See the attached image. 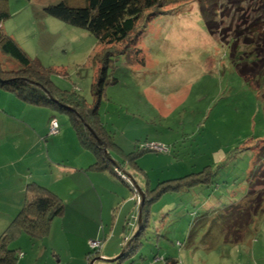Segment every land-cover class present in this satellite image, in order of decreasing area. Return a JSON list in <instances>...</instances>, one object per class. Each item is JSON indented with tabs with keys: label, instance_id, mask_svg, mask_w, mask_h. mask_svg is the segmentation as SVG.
I'll return each mask as SVG.
<instances>
[{
	"label": "rangeland",
	"instance_id": "obj_1",
	"mask_svg": "<svg viewBox=\"0 0 264 264\" xmlns=\"http://www.w3.org/2000/svg\"><path fill=\"white\" fill-rule=\"evenodd\" d=\"M59 1L5 0L8 17L0 26L31 61L37 62L41 70L39 79L48 81L52 93L58 96L64 92L73 100L83 99L85 105L91 107L97 103L91 86L100 65L94 60L102 45L87 29L63 22L44 10L46 5ZM199 1L178 0L165 6L166 12L139 27L141 32L136 44L118 45L117 50L127 53V60L131 59L129 64L125 53L111 56L113 65L107 75L115 82L104 86L98 102V123L109 132V139L116 146L106 149L109 157L104 155L109 159L104 163L112 168L111 160L125 161L120 164L121 170L131 176L134 186L113 175L119 184L113 186H120L119 195L124 189L131 200L125 204L120 198V203L113 205H110L111 188L108 185L103 188L104 219L99 227L103 226L108 236L102 239L100 251L89 259L94 260L93 264H162L153 262L156 254L169 259V264H264V215L255 223L252 240L246 235V240L239 244L216 242L212 248L187 240L189 227L198 225L205 213L204 205L218 210L244 197L246 178L260 146L255 144L264 140V84L259 80L258 86L254 79L249 82L236 72L227 46L207 31ZM236 20L234 18L232 23ZM136 47L141 50L140 54ZM17 65L15 59L0 52V75L16 70ZM12 93L0 88V113L16 115L26 123V144L18 143L23 138H17L18 135L17 139L9 138V134H13L10 130L15 123L13 119L0 120V148L11 146L10 150L15 151L10 153L11 167L0 166V178L10 173L8 178L28 179L30 168L34 172L57 157L67 165L76 164L80 156L75 157L73 149H69V131L62 133L65 127L74 129L69 115L50 105L26 103ZM53 117L60 126L58 134H43L39 143L29 136L30 124L38 129ZM150 143L162 144L166 150L139 152ZM34 145L41 152L39 155L34 152L36 148L32 149ZM23 146L27 148L25 159L21 152ZM130 151L133 152L126 157ZM88 154L94 158L91 148ZM204 165H209L205 173L211 177L208 184L177 190L174 186L178 181L171 182L172 189L163 182L186 175H189L186 179H201L204 174L193 173L203 170ZM34 174L49 180L40 173ZM47 175L51 174L47 172ZM156 186V190L147 194L150 187ZM143 200V215L148 212L145 231L133 238L135 230L123 244L115 246L122 238L121 234L112 236L115 216L121 214L115 223L118 232L123 213L132 205L126 227V232L131 233L133 226L138 227L137 216L139 212L141 215ZM22 236L20 238H26L21 248L23 252L32 251L31 256L40 252L44 238L35 240L36 247L32 248L28 235ZM13 242L10 246L17 247ZM111 248L114 256L124 250L122 256L109 260L114 257L106 256ZM99 256L105 259L97 258ZM39 257L41 260L40 253Z\"/></svg>",
	"mask_w": 264,
	"mask_h": 264
},
{
	"label": "trees",
	"instance_id": "obj_2",
	"mask_svg": "<svg viewBox=\"0 0 264 264\" xmlns=\"http://www.w3.org/2000/svg\"><path fill=\"white\" fill-rule=\"evenodd\" d=\"M177 1L60 0L44 7L49 15L68 24L87 29L102 45L94 60L95 64L99 62L100 65L97 66L91 86L97 103L91 107H87L83 99L74 98L73 100L64 92L59 93L58 96H56V92L52 93L53 91L47 85L48 81L39 79L41 70H38L37 62L31 61L17 42L2 30L1 26L0 52L15 59L19 66L17 65L16 70L10 71L6 75H0V88L13 92L15 96L26 103L50 105L65 111L70 117L81 145L91 148L95 154L92 166L105 168L107 163L104 162L109 158L107 159L104 155L102 147L110 149L116 145L109 139L111 137L109 132L103 130V127H100L98 123V102L104 92V86L115 82L113 77L108 78L107 75L108 69L113 65L111 56L124 54L125 52L117 50L118 45L127 42L136 44L137 37L141 32L139 27L156 15L166 12L164 7L172 3L175 4ZM199 7L207 31L211 35H216L220 42L227 46L236 72L249 82L250 79H254L258 86L259 80L264 84V0H210L208 2L200 0ZM7 17L6 2L0 0V23ZM234 18L237 20L233 24ZM227 20L228 23L225 24ZM136 50L137 54H140L138 51L141 50L138 47ZM126 54H124V58L129 64L131 59L127 60ZM138 61L143 62V59ZM52 119L56 118L50 119L49 126ZM57 125L58 133L60 128L58 121ZM257 144L260 146L255 151V159L246 178L244 197L240 201L232 202L218 210H212L213 207H208V204L204 205L205 213L199 218V224L189 227L188 242L195 243L196 241L205 248H212L216 246V242L239 244L246 240V235L247 238L253 239L252 231L256 230L255 223L264 215V140H259L255 145ZM143 150L148 151L149 149H142L139 152L141 153ZM109 151L112 152V150ZM132 152L124 154L128 157ZM119 164H125V161L120 160ZM208 166L204 165L203 170L193 173V175L199 176L204 174L205 176L201 179L191 177L189 180L186 179L189 175H186L180 178L166 179L163 182L167 183V188L172 189L171 182L178 181L174 186V188L177 187V190L208 184L211 180V177L205 174ZM113 170L115 173L114 168ZM121 179L131 187L134 186L133 181L130 180V183L125 178ZM186 182L189 184L185 185ZM156 188L157 186L150 187L147 194ZM26 190L27 198L24 204L0 232V264H15L18 256L23 255V252L18 248L10 246L11 242L22 232L31 239H42L48 234L53 217L59 216L63 212L64 205L61 199L50 189L30 177L27 179ZM144 205L145 200L141 206V222L133 238L145 231L148 212L143 215ZM96 251V249L89 248L88 244L86 257L90 259ZM158 261H161L162 264H169L167 258L156 254L153 257V262Z\"/></svg>",
	"mask_w": 264,
	"mask_h": 264
},
{
	"label": "crops",
	"instance_id": "obj_3",
	"mask_svg": "<svg viewBox=\"0 0 264 264\" xmlns=\"http://www.w3.org/2000/svg\"><path fill=\"white\" fill-rule=\"evenodd\" d=\"M9 119H13L15 121V123L12 125V129H10L13 132V134H9V138L11 137V139H13L18 135L17 138L23 137L21 140H19L18 143H21L22 141V143L26 144L24 140V138L27 136V132L25 129L26 123L23 120L20 121L16 117V115L8 114L6 112L0 113L1 121L2 120L5 121ZM49 121L38 129L32 127V125L30 124L31 133L29 136L35 137L38 143L41 142L40 137L43 134L44 135L46 133L47 135L49 134V129H48ZM32 124L35 125L36 123L34 122ZM67 131H69V142L71 144V147H69V149L70 150L73 149L72 152L75 157L80 156L79 161H77L76 164L67 165L64 163L63 159L57 157L56 159H50V161H48L46 165L43 166L40 165L42 168H37L34 171L35 173L38 174L40 173L45 177H49V180L45 178H38L39 175H35L34 172L31 170L32 168H30L31 175L29 176L28 174V178L30 177L31 179L35 180L42 186L50 189L61 199L64 205L63 212L61 215L55 216L51 220L49 232L44 237V239L42 238L43 240H45V242L41 243V245L39 246L40 252H35L34 256H31L32 251H30L29 254H26L21 249L24 246V242L26 241V238H20V237H23L22 235L26 233L22 232L14 240L15 242L12 241L14 246H17L15 248H18V250L23 252L22 256H18V259L21 258V260H19L18 262L17 259L15 264H85V260L86 261L88 260L86 257V252L88 250V241L91 239L105 240L106 237L108 236V234L105 233L103 226L102 228L99 227V224L101 222L103 223V219H104L103 200L105 197V190L103 188H107V185L109 188H111L109 189V194L111 198L110 205L119 204L120 198L122 199L123 202H125V204L131 201L129 200L127 192L124 191V189L121 190V196H120L118 193L120 189L118 187L120 186H115V187L113 186L114 183L116 185H119L117 180L113 178L115 177L113 176L115 175L113 168L121 170V166L119 162H116L117 160L116 161L111 160L113 163L112 168H109L110 166L109 164H107V167L105 168L104 167L97 168L92 166L94 162L91 164L89 163L91 162V160L95 159L94 152H93L94 155L93 158L92 156H90V154H88V151H90V149L83 147L81 145L75 129L69 126V130H68L65 127L63 128L62 133H65ZM4 136L6 135L4 134ZM6 142H8L9 145H11L10 144L11 142L9 140H7ZM10 147L7 149H3L4 151L1 150L0 148V166L4 165L5 167H11L10 162L13 161V159L12 158L10 159V153H15V151L10 150ZM25 147L26 146H23L21 148V149L24 148L23 150L19 148L23 154L24 159L26 158V153H27L26 150L27 148ZM34 148H36L35 145L33 146L32 149ZM121 150L122 152H125V150L123 149ZM121 150H117V151L120 152ZM35 151H37L36 153L37 155H39L38 154L39 149L36 148L34 149V152ZM46 153L49 154V151L47 150ZM3 157H5V159L4 162L2 163ZM23 171L24 174L26 175V167L23 168ZM46 171L51 175L48 176ZM122 172H124L126 177L130 178L133 181V179L128 173H126L125 171ZM9 174L10 173L6 174V177L4 178H0V232L9 223L12 216L15 215V213L19 210V208L22 207V205L24 204L27 198L26 196L27 179L21 177L8 178ZM122 182L124 181L122 180ZM108 183L110 184L112 183V184L109 185ZM131 208L132 205L129 208V210H127V212L123 213L122 221H121L122 225L118 232H116L115 223H118L121 214H117L114 218L115 221L111 227L112 236L116 234L118 235L121 234L122 236L121 240L120 241L118 240L116 242L117 245L115 246L117 247L120 244H123L124 240L128 238L133 233V231L137 229V226H135L136 228L133 226L131 233L126 232L128 217ZM122 210L123 209H121L120 211ZM19 239L22 240H20L19 242ZM29 239H30V243L33 244L32 246L31 245L30 246L32 248H35L36 247L35 240L38 239H31L30 237ZM39 253L42 258L41 260L39 257ZM114 254L115 251L114 249H112V251L108 252L106 256L113 257ZM159 262L161 261H158V263Z\"/></svg>",
	"mask_w": 264,
	"mask_h": 264
},
{
	"label": "built area",
	"instance_id": "obj_4",
	"mask_svg": "<svg viewBox=\"0 0 264 264\" xmlns=\"http://www.w3.org/2000/svg\"><path fill=\"white\" fill-rule=\"evenodd\" d=\"M57 131H58L57 121H56V119H52L50 122V126H49V133H57ZM144 148H147L150 150L155 149L156 151L166 150V148L162 144H158V143H150L148 145H145ZM116 173L120 177L125 178L127 181L130 182V180L124 174H122L119 170H116ZM88 244H89V248L97 250L96 253H98L100 251V249L103 245L102 240H99V239H91L88 241ZM87 259H88V264H90L91 260L89 261V257Z\"/></svg>",
	"mask_w": 264,
	"mask_h": 264
},
{
	"label": "water",
	"instance_id": "obj_5",
	"mask_svg": "<svg viewBox=\"0 0 264 264\" xmlns=\"http://www.w3.org/2000/svg\"><path fill=\"white\" fill-rule=\"evenodd\" d=\"M97 142L99 143V140H97ZM102 149H103V151L105 152V155H107V156L109 157V154L106 152L105 147H102ZM139 211H140V210H139ZM140 222H141V215H140V212H139V214H138V216H137V224H138V227H139ZM138 227H137L136 231L138 230ZM135 233H136V232H135ZM132 236H134V234H133ZM128 242H129V241H128ZM128 242H127V243H128ZM123 251H124V250H122L118 255L114 256L113 258H111V259H109V260L112 261V260H115V259L120 258V257L122 256V254H123ZM97 258L105 259V258H103V256H99V257H97ZM93 261H94V260H91V261H90V264H93Z\"/></svg>",
	"mask_w": 264,
	"mask_h": 264
},
{
	"label": "clouds",
	"instance_id": "obj_6",
	"mask_svg": "<svg viewBox=\"0 0 264 264\" xmlns=\"http://www.w3.org/2000/svg\"><path fill=\"white\" fill-rule=\"evenodd\" d=\"M116 170H118V169H116L115 168V173H116ZM122 174H124L123 172H121ZM117 174V173H116ZM118 175V174H117ZM125 175V174H124ZM119 176V175H118ZM126 176V175H125ZM120 177V176H119ZM122 178V177H121ZM128 178V177H127ZM129 180H131L130 178H128ZM131 182H132V180H131ZM133 184V183H132Z\"/></svg>",
	"mask_w": 264,
	"mask_h": 264
}]
</instances>
